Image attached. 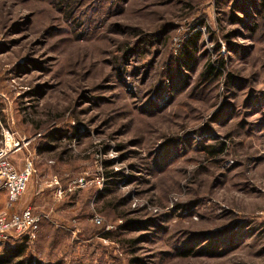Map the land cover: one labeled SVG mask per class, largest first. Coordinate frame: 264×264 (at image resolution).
<instances>
[{"label": "rangeland", "instance_id": "obj_1", "mask_svg": "<svg viewBox=\"0 0 264 264\" xmlns=\"http://www.w3.org/2000/svg\"><path fill=\"white\" fill-rule=\"evenodd\" d=\"M260 1L0 0V148L42 216L0 264H264Z\"/></svg>", "mask_w": 264, "mask_h": 264}, {"label": "built area", "instance_id": "obj_2", "mask_svg": "<svg viewBox=\"0 0 264 264\" xmlns=\"http://www.w3.org/2000/svg\"><path fill=\"white\" fill-rule=\"evenodd\" d=\"M12 145V144H11ZM19 148L6 144L0 148V189L7 195L8 203L14 204L25 194L36 168L31 155L24 159V167L18 170L11 160V154ZM57 183V181H55ZM96 221H99L95 217ZM42 216L32 208L17 213L0 215V248L20 239L36 240L40 231Z\"/></svg>", "mask_w": 264, "mask_h": 264}, {"label": "crops", "instance_id": "obj_3", "mask_svg": "<svg viewBox=\"0 0 264 264\" xmlns=\"http://www.w3.org/2000/svg\"><path fill=\"white\" fill-rule=\"evenodd\" d=\"M15 153V154H14ZM11 154V159H12V162L14 163V165L16 166V168L18 170H21L23 169L24 167V158H20V157H17V153L14 152ZM30 192V190H29ZM38 196L39 194L36 193V195H34L32 197V199H28V196L27 198L24 200H19L17 201L16 203L14 204H9L8 203V199H7V195H6V192L2 189H0V215L3 214V213H17V212H21L22 210L26 209V208H32L34 211L37 206H38Z\"/></svg>", "mask_w": 264, "mask_h": 264}, {"label": "trees", "instance_id": "obj_4", "mask_svg": "<svg viewBox=\"0 0 264 264\" xmlns=\"http://www.w3.org/2000/svg\"><path fill=\"white\" fill-rule=\"evenodd\" d=\"M260 10H261V13H264V0H261L260 1ZM211 247H209V249H210ZM189 249V248H188ZM188 249H184L185 251H187V253H184L183 254V256H186V257H188V256H190V255H192V254H190L189 252H188Z\"/></svg>", "mask_w": 264, "mask_h": 264}, {"label": "bare ground", "instance_id": "obj_5", "mask_svg": "<svg viewBox=\"0 0 264 264\" xmlns=\"http://www.w3.org/2000/svg\"><path fill=\"white\" fill-rule=\"evenodd\" d=\"M7 145H8L9 147L12 146L10 140H8Z\"/></svg>", "mask_w": 264, "mask_h": 264}]
</instances>
